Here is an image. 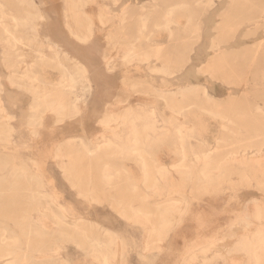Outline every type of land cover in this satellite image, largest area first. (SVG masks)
<instances>
[{
  "label": "rangeland",
  "instance_id": "374dc122",
  "mask_svg": "<svg viewBox=\"0 0 264 264\" xmlns=\"http://www.w3.org/2000/svg\"><path fill=\"white\" fill-rule=\"evenodd\" d=\"M168 1L188 3L175 15L185 34L180 28L173 38L156 26L171 7L151 15L141 9L150 8V0H0V8L19 22L13 26L0 16V247L15 253L16 264H97L92 252L106 255L110 264H183L189 251L199 261L213 257L232 264L224 250L238 229L255 225L247 241L264 264V0ZM145 13L147 28L140 30ZM38 26L43 37L88 67L92 91L79 116L60 118L49 111L33 134L28 123L37 105H60L55 110L62 107L65 114L73 100L59 85L66 71L54 62L34 64L29 54L25 71L18 68L20 51L7 39L36 40ZM72 33L88 38L80 42ZM126 38H139L140 54L150 46L166 51L173 75L152 73L149 67L160 66L153 59L146 65L111 60L105 67ZM62 64L76 74L69 62ZM176 92V105L190 107L182 121L169 117L160 97ZM125 93L133 104L154 108L158 126L182 127L184 158L174 149V136L163 132L149 134V144L139 146L147 171L132 148L116 153L105 143L88 159L86 148L102 133L97 122L103 108ZM118 110L112 106L114 116ZM18 168L24 175L15 178ZM102 172L112 176L109 184ZM163 205L170 210L163 212ZM133 211L146 215L150 225L131 219ZM161 222L170 227L160 229Z\"/></svg>",
  "mask_w": 264,
  "mask_h": 264
},
{
  "label": "bare ground",
  "instance_id": "6f19581e",
  "mask_svg": "<svg viewBox=\"0 0 264 264\" xmlns=\"http://www.w3.org/2000/svg\"><path fill=\"white\" fill-rule=\"evenodd\" d=\"M162 1H165L166 3L163 4ZM31 2V1H30ZM195 4H197L198 0H193L191 1ZM27 3V2H26ZM114 4V1H113ZM175 3H172V1H168V0H150L148 6L150 8H147L145 6L141 7L142 10H144L145 12L152 13L151 15H153V13H155L158 10H162L163 8H161L162 6L165 7H171L169 10H166L164 12L163 15H160L158 18L159 24H156L157 27L162 28L168 35L169 38H173L174 36L179 35L180 32V28H182L181 32L183 34H185V30H186V26L185 24H180V22L177 20L175 21V15L179 14L177 11L183 9L185 6L188 5V3H182V2H178V4L174 5ZM187 4V5H186ZM1 7V6H0ZM189 7V6H188ZM187 8V7H186ZM82 9V8H81ZM126 10L127 9H123L122 12V17L125 16L126 14ZM152 12H149V11ZM184 10V9H183ZM106 11V10H105ZM177 12V14H176ZM182 12V11H180ZM142 13V12H140ZM144 13V12H143ZM142 14L144 16L143 20L140 21V30L141 28H145L146 27V22L148 21V17L146 16V14ZM11 14H7L5 13V11L3 9L0 8V16H1V20H5L6 18L8 19V17L10 18V22L12 23L13 26H18L19 22L17 21V19H15L14 17L10 16ZM141 15V14H140ZM180 15V14H179ZM41 16V15H40ZM120 17V15H118ZM181 16V15H180ZM117 17V16H116ZM121 17V20H122ZM127 17V16H126ZM142 17V16H141ZM32 18V17H31ZM35 18V17H34ZM42 19V18H41ZM40 19V21H41ZM29 20V19H28ZM119 20V21H121ZM9 21V20H8ZM43 21V20H42ZM125 21V19H124ZM123 21V22H124ZM2 22V21H1ZM4 22V21H3ZM138 22V21H136ZM25 23H27V20H24V23H22V25H26ZM126 23V22H125ZM30 24V23H29ZM117 24V23H116ZM138 24V23H137ZM121 25V22H120ZM124 25V24H123ZM171 25H175V27L177 29H175V31L170 29ZM27 26V25H26ZM122 27V26H121ZM137 27V25H136ZM194 27V26H191ZM147 28V27H146ZM138 29V28H136ZM23 30V29H22ZM144 30V29H142ZM5 31V32H4ZM3 32L7 35L9 33V31L6 29ZM147 31V30H146ZM145 31V32H146ZM192 31V28H191ZM69 32V30H68ZM144 32V31H143ZM36 36L34 35V38H36V40H27L26 42L21 40H18L16 38H14V36H10L7 41L9 43V47L12 49H17L20 51L18 58L22 59L19 60V70L21 72L25 71L26 69V59L29 57V54L32 56L33 63L36 64L38 63V61L44 60V61H51L52 63L54 62L56 65H58V67L63 68L66 71L65 75H61L63 76L61 81H60V88H62V92L64 94H66L68 97L72 98V102L71 104H69V110H67V113L62 114V107L60 108L61 110H55V108H57L60 105H56L53 107H47L42 108L40 105H37L36 109L38 112H36L35 116L33 117L34 119H31V122L28 123V128H29V132L36 134L38 131V127L41 126V119L43 118V116L47 113V112H54L56 113V115L58 117H75V116H79L82 112V110L85 108L86 106V100H87V96L86 94L90 93L92 91V81L90 80V73L88 70V67L85 66L83 63H81V61L73 56L72 54H70L69 52H67L63 47H61L60 45H58L57 43L53 42L50 38L48 37H43L40 33H39V26L36 28ZM34 33V34H35ZM140 33V31H139ZM142 33V32H141ZM191 33V32H190ZM29 34V33H28ZM192 34V33H191ZM11 35V34H10ZM14 35V34H13ZM25 35V34H24ZM73 36V38H75L77 41L80 42H85L87 40V35L79 37L78 35L75 34H71ZM123 34H121L122 36ZM119 36V35H118ZM140 36V35H137ZM145 36V35H144ZM20 37V36H19ZM126 37V36H125ZM148 37V36H145ZM138 39L136 38L135 41H127L128 39L126 38V42H124L123 44V48L122 49H118L116 50V54L113 55L112 58H108L104 61V65L105 67L109 68L110 62L111 60L113 61H117V60H123V61H127L130 59H135L138 60L141 64H148L150 62V60H154L155 62H160V66H152L149 67L148 69L152 72V73H158L161 74L164 77H169L173 75V72L169 71L168 69V65H167V60H166V54H164L166 51H164L163 49H157L155 47L150 46L149 47V51L147 52H142L141 54L139 53L140 49H139V45H138ZM124 40V39H123ZM32 41V42H30ZM118 43V42H117ZM150 43V42H149ZM151 44V43H150ZM7 45V44H6ZM155 46V45H154ZM117 48V47H116ZM7 50V49H6ZM10 51V50H9ZM15 51V50H14ZM13 53V52H12ZM114 54V53H113ZM15 55V54H14ZM18 55V54H17ZM24 59V60H23ZM28 59V60H30ZM65 60L67 62H69L70 65H72V67H74L76 69V74L73 75L71 73H69L64 66L62 64V60ZM18 61V60H17ZM16 62V61H15ZM14 62V63H15ZM32 62V61H31ZM50 62V63H51ZM53 63V64H54ZM113 63V62H112ZM18 64V63H17ZM130 64V63H129ZM6 65V64H5ZM9 65V64H8ZM34 66V65H33ZM14 67V66H13ZM28 67V66H27ZM10 70V69H9ZM42 70V69H41ZM16 71V70H15ZM30 71V70H28ZM11 73V72H10ZM25 73V72H24ZM28 74V73H27ZM32 73H30L31 76ZM25 78V77H24ZM35 78V77H34ZM32 79V77H31ZM33 80V79H32ZM29 81V80H28ZM30 82V81H29ZM32 82V81H31ZM37 83L34 81V84ZM34 86V85H33ZM140 87V86H139ZM142 87V86H141ZM53 88V87H51ZM138 88V87H137ZM151 88V87H150ZM187 88V87H186ZM45 89V88H44ZM47 89V87H46ZM192 89V88H191ZM190 89L189 93H193ZM184 88L181 89L179 91V94H182L184 92ZM151 91V90H150ZM195 92V90H194ZM150 93V92H149ZM185 93V92H184ZM183 93V94H184ZM188 93V91H187ZM178 94V92L176 93H172L170 94L171 96L168 95H161L160 97H162V101H164L165 103V107L164 109L167 110V112L169 113V117L172 119H177L179 121L182 118V112L185 108H190L189 105L188 106H182V107H178V105H176L177 102H175V95ZM148 95V94H147ZM190 95V94H189ZM38 96H40V94H38ZM37 96V97H38ZM206 96V95H205ZM61 97V96H60ZM59 97V98H60ZM155 98V97H154ZM145 100V99H144ZM115 105L119 110V112L117 113V116L113 115L112 112V106ZM146 104H142V106L140 105H136L133 104L130 101V96L126 95V93L122 96H118L117 98L113 101V103L106 105L103 110H102V114L100 116V119L98 120V125L101 128V134H98V136L95 137L94 141L90 142L88 147L86 148V156L88 157V159H92L94 154L96 152H100V148L102 147V145H104L106 143V145H108L109 147H113L115 152L118 153L120 151H123L124 149H131L132 151H135L137 158L139 159V162L141 164V169L146 170V166H147V161L145 160V158L141 157V156H146V154H144L143 150L142 153L144 155H141L140 151H139V146L141 144H149L148 142V135L149 134H156V135H167V136H174L175 139V144H174V149L176 151H178L180 153V155H182V157L184 156V145H183V136H182V127H160L158 126V118L157 115L154 113V108H146L145 106ZM39 107V108H38ZM42 108V109H41ZM1 109V107H0ZM165 110V111H166ZM58 111V112H57ZM258 111H260L258 109ZM157 113V112H156ZM162 113V112H161ZM261 113V112H260ZM264 114V113H263ZM262 114V116H264ZM189 116V115H188ZM59 118V120H60ZM4 119V118H3ZM60 122V121H58ZM231 123V122H230ZM160 124V123H159ZM198 124V123H197ZM200 125V124H199ZM180 126V125H179ZM186 127V126H185ZM192 126H190L191 128ZM184 128V127H183ZM188 128V127H187ZM222 128H224L222 126ZM162 132V133H161ZM164 132V133H163ZM112 135V136H111ZM202 136V135H201ZM151 138V137H150ZM188 139V137H187ZM190 139V138H189ZM203 140V139H202ZM195 141V140H194ZM204 141V140H203ZM197 142V141H196ZM207 143V142H205ZM216 145V144H215ZM143 146V145H142ZM210 146V145H209ZM145 147V146H143ZM107 148V147H106ZM264 148V147H263ZM190 149V148H189ZM85 150V149H84ZM192 151V150H191ZM207 151V150H206ZM240 151V150H239ZM238 151V152H239ZM129 152V151H128ZM210 152V151H209ZM208 153V151H207ZM212 153V152H211ZM115 153H113L114 155ZM194 154V153H193ZM209 154V153H208ZM238 155V154H237ZM243 155V154H242ZM264 155V154H263ZM111 156V155H110ZM122 156V155H121ZM148 156V155H147ZM195 156V155H193ZM232 156H234L232 154ZM236 156V155H235ZM234 156V157H235ZM104 157V156H103ZM197 154L195 157V161L200 160L199 157L197 158ZM204 157V156H203ZM208 157V155H207ZM205 159H208V158ZM229 157V156H228ZM264 157V156H263ZM184 158V157H183ZM236 158V157H235ZM244 158V157H243ZM246 158V156H245ZM261 158V157H260ZM259 158V159H260ZM136 159V158H134ZM203 159V158H202ZM204 159V161H205ZM228 159V158H227ZM226 157H225V161H227ZM234 159V158H233ZM251 159V158H250ZM258 159V158H255ZM263 159V158H262ZM261 159V160H262ZM185 160V159H184ZM182 160V161H184ZM238 160V159H235ZM253 160V159H252ZM259 160V161H261ZM148 161L149 160L148 158ZM180 161V162H182ZM229 161V160H228ZM256 161V160H254ZM263 161V160H262ZM153 162V161H152ZM154 163V162H153ZM222 163H224L222 161ZM261 163V162H260ZM198 164V163H197ZM221 164V163H219ZM207 165V163H206ZM105 167V166H104ZM173 168H175L173 166ZM172 168V169H173ZM160 171V168H158ZM163 169V168H162ZM3 170V169H2ZM149 170V169H147ZM146 170V171H147ZM157 171V172H159ZM163 171V170H162ZM160 171V172H162ZM166 171V169L164 170V172ZM202 171L204 172V170L202 169ZM218 171V170H217ZM144 172V171H143ZM167 172V171H166ZM216 172V171H214ZM148 173V172H147ZM13 174L16 175L15 178L20 177V174H23L21 169H14ZM159 174V173H158ZM157 174V175H158ZM168 174V173H166ZM216 174V173H215ZM24 175V174H23ZM145 175V172H144ZM143 175V176H144ZM147 175V174H146ZM145 175V176H146ZM165 175V173H164ZM209 175V174H208ZM3 176V175H2ZM11 176V175H10ZM212 176V175H210ZM14 177V176H13ZM148 177V176H147ZM150 177V175H149ZM159 177V175H158ZM161 177V176H160ZM200 177L203 179H206V177L201 173ZM101 178L102 180H104L106 182V184H109L111 182L112 176L110 174H105L104 172H102L101 174ZM114 178V177H113ZM146 178V177H144ZM154 178V177H152ZM156 178V177H155ZM209 178V177H208ZM239 178V177H238ZM148 179V178H147ZM146 179V180H147ZM157 179V178H156ZM155 179V180H156ZM160 179V178H159ZM161 179L163 180V178L161 177ZM32 180V179H31ZM172 180V178H171ZM151 181V179H150ZM154 181V179H153ZM160 181V180H159ZM211 181V180H210ZM209 182V181H208ZM259 182V181H258ZM31 183V182H30ZM36 183V182H35ZM156 183V181H155ZM237 183V182H235ZM11 184H9L10 186ZM154 186V185H153ZM206 186V185H205ZM156 187V186H155ZM154 187V188H155ZM18 187H13L12 189H17ZM150 191V190H148ZM32 195V194H31ZM148 198V197H147ZM49 199V196H48ZM169 198L165 199L168 200ZM171 199V197H170ZM113 200V199H112ZM149 200V199H147ZM146 200V201H147ZM187 201V200H186ZM52 202V201H51ZM169 202V200L167 201ZM178 202V201H177ZM160 203V202H159ZM162 203V201H161ZM164 203V202H163ZM171 203V201H170ZM165 204V203H164ZM175 204V203H174ZM161 206V204H160ZM164 206V205H163ZM178 206V205H177ZM184 206V205H183ZM48 207V206H47ZM175 206H172V208ZM249 207V206H248ZM254 207V206H253ZM263 207V206H262ZM131 208V207H130ZM171 208V209H172ZM255 208V207H254ZM40 209V208H39ZM132 209V208H131ZM157 209H159V206L157 207ZM163 212H167L170 210L169 206H164ZM250 209L247 208V210ZM252 209V206H251ZM264 209V207H263ZM45 207L40 209V213H43L45 211ZM50 210V209H49ZM132 211V210H131ZM250 212V211H249ZM51 213V212H50ZM132 216L131 219L133 220H138L141 221V224H143L144 226H148L150 225V223L148 222V219H146V215H143L142 212L140 211H133L131 212ZM160 213V211H159ZM162 213V212H161ZM160 215V214H159ZM174 215V213H173ZM251 218V217H250ZM253 219L256 220V218L258 217H252ZM235 220V219H234ZM251 220V219H250ZM180 221V220H179ZM251 222V221H250ZM255 222V221H253ZM259 223V222H257ZM261 223V222H260ZM73 224V223H72ZM233 224V223H232ZM170 223L168 222H161L160 229L161 228H169ZM175 225V222H174ZM172 225V227L174 226ZM74 226V224H73ZM72 226V227H73ZM258 226V225H257ZM257 226L255 225L254 227H245L244 230H240L238 229L235 225L232 226V228L234 229H238L237 231L239 232H235V233H239V236H235L234 240L229 242V247L224 250V255L225 258L230 260V262L233 263V261L231 260H242L245 262V264H258L259 260L255 254V251L253 250L252 246L249 244V242L247 241V237L248 236H254L255 232L258 230ZM90 227V226H89ZM260 228V227H259ZM4 230V229H3ZM82 231V230H81ZM260 231V230H259ZM5 232V231H4ZM261 232V231H260ZM2 233V231H1ZM159 233V232H158ZM6 234V233H5ZM4 234V235H5ZM109 237H110V233ZM257 235V234H256ZM3 238V237H2ZM4 239V238H3ZM6 242V241H5ZM118 242V247L119 246V241ZM9 243V242H8ZM11 243V242H10ZM13 243V242H12ZM153 243V242H152ZM61 244V243H60ZM96 245L99 244V242L95 243ZM117 244V243H116ZM150 244V243H149ZM149 245H145V248H149ZM158 246V245H157ZM93 249V248H92ZM118 249V248H117ZM119 250V249H118ZM101 251V250H100ZM145 251V250H144ZM92 252V251H91ZM205 251H203L202 253H204ZM243 252V253H241ZM14 255L15 253L10 251L8 248H1L0 247V260H4L5 258H9L12 257L11 260L7 263H3V264H16V260L14 259ZM101 255V254H100ZM119 255V254H118ZM91 256L94 260H96L97 264H110L109 263V258L106 255H95L93 252L91 253ZM187 259L185 260V262L183 264H218L213 257L210 258H205L201 261L198 260V256H196V254L193 251H189V253L187 254ZM219 257V256H218ZM111 262V261H110ZM235 262V261H234ZM112 263V262H111ZM229 263V261H228Z\"/></svg>",
  "mask_w": 264,
  "mask_h": 264
},
{
  "label": "crops",
  "instance_id": "0c3cea01",
  "mask_svg": "<svg viewBox=\"0 0 264 264\" xmlns=\"http://www.w3.org/2000/svg\"><path fill=\"white\" fill-rule=\"evenodd\" d=\"M158 250V249H157ZM159 252L161 251V250H158Z\"/></svg>",
  "mask_w": 264,
  "mask_h": 264
}]
</instances>
